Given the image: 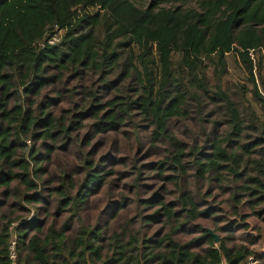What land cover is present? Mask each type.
Masks as SVG:
<instances>
[{
    "label": "trees",
    "instance_id": "trees-1",
    "mask_svg": "<svg viewBox=\"0 0 264 264\" xmlns=\"http://www.w3.org/2000/svg\"><path fill=\"white\" fill-rule=\"evenodd\" d=\"M55 25L62 40L42 48ZM229 55L245 83H225ZM263 71L264 0H0V264H264L262 235L235 231L251 215L264 221V118L247 97L264 106ZM175 118L199 121L201 135L179 137ZM126 126L151 129L164 157L144 166L174 197L135 164L138 213L111 234L107 224L75 228L114 173L106 153L96 159L83 145ZM74 145L80 170L54 184L46 164ZM214 190L236 216L215 226L219 241L195 223L218 215ZM152 224L161 225L149 234ZM187 227L196 235L182 240Z\"/></svg>",
    "mask_w": 264,
    "mask_h": 264
},
{
    "label": "rangeland",
    "instance_id": "rangeland-1",
    "mask_svg": "<svg viewBox=\"0 0 264 264\" xmlns=\"http://www.w3.org/2000/svg\"><path fill=\"white\" fill-rule=\"evenodd\" d=\"M142 3L141 5H143ZM138 50V48L136 47ZM139 51V50H138ZM137 51V52H138ZM228 73L225 76V83H245L246 77L242 68L237 64L235 58L232 55L228 56ZM209 75H212L211 67L208 70ZM264 77V71H263ZM210 79V78H209ZM248 100L251 105L256 110L257 114L264 118V106L259 102L255 101L252 95L248 94ZM68 103L65 101L61 108L67 107ZM61 109L58 108L57 111ZM201 123L195 119L181 120L173 119L171 122V129L184 140L190 141L192 136L201 135ZM217 131L221 132L222 128H218ZM86 131L80 132V140H83L85 137ZM151 129L142 128L140 131L135 132L131 127H123L120 131H111L105 134L97 136L91 146L83 147L91 151L92 156L96 159L106 153L109 156V161L106 165L113 163V171L108 178L107 184L96 194L89 196L88 203L86 208L81 214V220L76 221L75 228L80 227L81 225H88L91 228H94L95 225L107 224V228L104 230L105 233L111 234L113 230L118 229L119 225L129 217L134 216L138 213V201L135 198L134 189L131 190L129 186L134 182L135 176L133 174V166L136 164L141 166L142 171L147 175L145 183L150 186L154 191L161 189L160 195L164 196L166 201H172L174 195L171 193L175 190V186L171 182L163 180L161 176L158 175V172L148 169L149 164H154L164 157V152L162 148H152L150 146ZM29 143V142H28ZM49 170L48 177H55V183H58L59 177L64 173L73 174L80 170V161H79V147L77 145L68 147L64 150H59L52 155L51 162L46 164ZM83 175L82 173H80ZM77 174V175H80ZM165 186L169 187V190H165ZM194 185H192L193 187ZM216 194V209L218 215L213 219L209 218H200L195 223H199L202 227H205L209 230L214 236L218 234L213 230L217 225H225L227 219L234 221L236 216L233 212L232 205L225 202L227 195H223L219 190H214ZM151 193L141 192L140 197L142 200L149 198ZM126 199L128 205L122 209L115 218L112 217L113 213L116 211L118 205ZM51 202H55V199L52 198ZM38 207V206H37ZM34 208V207H33ZM31 207L32 214L35 211ZM143 208L144 214H150L154 209ZM251 210L245 208L244 213H250ZM27 214V213H25ZM67 213H64L63 216L57 221L61 223L64 221ZM41 217L44 218L43 213ZM222 217L224 219H222ZM52 220L53 217H50ZM49 220L47 224H49ZM246 223H248V230L241 228V225L235 226L236 237L238 240L244 239L246 233L254 237H257V234L262 235L264 239V221L256 215H251L248 217ZM161 224L150 225L151 228H145L149 234L154 233L158 230ZM196 234L193 232V228L187 227L185 233H179L178 237L182 240H190Z\"/></svg>",
    "mask_w": 264,
    "mask_h": 264
},
{
    "label": "built area",
    "instance_id": "built-area-1",
    "mask_svg": "<svg viewBox=\"0 0 264 264\" xmlns=\"http://www.w3.org/2000/svg\"><path fill=\"white\" fill-rule=\"evenodd\" d=\"M100 10V7H91L90 11H97ZM65 33V29L60 28L58 25H55L52 29V34L47 33L44 38L39 41V45L44 48L47 44L48 45H55L57 43H59ZM10 257L13 260V263L16 261L17 259V251H16V241L15 239L11 240V244H10ZM262 251L264 252V241L262 244ZM249 264H259V262L257 260H255L254 258H250L249 260Z\"/></svg>",
    "mask_w": 264,
    "mask_h": 264
},
{
    "label": "water",
    "instance_id": "water-1",
    "mask_svg": "<svg viewBox=\"0 0 264 264\" xmlns=\"http://www.w3.org/2000/svg\"><path fill=\"white\" fill-rule=\"evenodd\" d=\"M213 235V234H212ZM215 237V240L216 241H219V237H217V236H214Z\"/></svg>",
    "mask_w": 264,
    "mask_h": 264
}]
</instances>
